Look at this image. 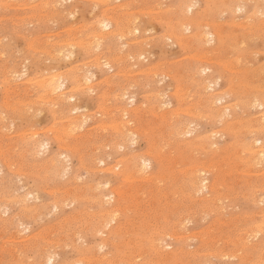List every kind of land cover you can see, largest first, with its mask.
I'll return each instance as SVG.
<instances>
[{"label":"rangeland","instance_id":"374dc122","mask_svg":"<svg viewBox=\"0 0 264 264\" xmlns=\"http://www.w3.org/2000/svg\"><path fill=\"white\" fill-rule=\"evenodd\" d=\"M0 1V264L264 262V0Z\"/></svg>","mask_w":264,"mask_h":264},{"label":"bare ground","instance_id":"6f19581e","mask_svg":"<svg viewBox=\"0 0 264 264\" xmlns=\"http://www.w3.org/2000/svg\"><path fill=\"white\" fill-rule=\"evenodd\" d=\"M100 1H101V0H100ZM0 2H1V1H0ZM4 2H5V1H4ZM14 2H15V1H14ZM17 3H18V2H17ZM185 3H186V2H185ZM192 3H193V2H192ZM4 4H5V3H4ZM13 4H14V3H13ZM18 4H19V3H18ZM164 5H165V4H164ZM185 5H188V6H187V10H189V11L192 10V8H193V7H192V4L189 3V4H185ZM15 6H16V5H15ZM47 6H48V5H47ZM242 6H245V5H242ZM11 7H12V6H11ZM191 7H192V8H191ZM236 8H237V6H236ZM243 8H244V7H242V9H243ZM255 8H256V7H255ZM238 9H239V8H238ZM240 9H241V5H240ZM242 9H241V10H242ZM134 10H135V9H134ZM157 11H158V10H157ZM185 12H186V11H185ZM254 12H255V11H254ZM257 13H258V12H257ZM260 13H261V12H260ZM71 15H72V14H71ZM190 16H191V15H190ZM240 16H242V15H240ZM108 18H109V17H108ZM184 18L186 19L185 15H184ZM111 19H112V18H111ZM220 19H221V18H220ZM182 20H183V19H182ZM182 20H181V21H182ZM193 20H195V19H193ZM183 21H184V20H183ZM186 21H187V20H186ZM186 21H185V22H186ZM112 22H113V21H112ZM178 22H179V21H178ZM188 22H189V25H190V21H188ZM194 22H195V21H194ZM116 23H118V22H116ZM179 23H180V22H179ZM183 23H184V22H183ZM181 24H182V23H181ZM191 24H193V22H192ZM194 24H195V23H194ZM197 24H198V23H197ZM248 24H249V23H248ZM105 25H106V26H105ZM110 25H111V22H110L109 20H107V19H104V20H101V21H100L99 28H101V27H103V28H107L108 26L110 27ZM185 25H186V26H185ZM189 25L184 24L183 27L185 26V28H187V29L189 30V28H190ZM114 26H115V25H114ZM118 26H119V25H118ZM117 28H118V27H117ZM132 28H133V27H132ZM136 28H137V27H136ZM194 28H195V27H194ZM137 29H138V28H137ZM187 29H186V30H187ZM114 30H115V29H114ZM169 30H170V29H169ZM183 30H184V29H183ZM136 31H137V30H136ZM106 32H107V31H106ZM170 32L172 33V31H170ZM170 32H168V33L170 34ZM198 32H199V31H198ZM204 32H205V31H204ZM219 32H220V31H219ZM96 33H97V32H96ZM96 33H94V35H95ZM100 33L102 34V31H101ZM174 33H175V32H174ZM202 33H203V32H202ZM202 33H200V36H199V37H201ZM101 34H100V35H101ZM181 34H183V31H182ZM170 35H171V34H170ZM173 35H174V34H173ZM176 35H177V34H176ZM176 35H175V36H176ZM178 35H179V36H182V35H180V34H178ZM178 35H177L176 38H178ZM183 35H184V34H183ZM196 35H197V34H196ZM207 35H208V34H207ZM217 35H218V34H217ZM98 36H99V34H98ZM101 36H102V35H101ZM165 36H167V35H165ZM175 36H174V37H175ZM203 36H204V35H202V37H203ZM94 37H95V36H94ZM104 37H105V35H104ZM106 37H107V35H106ZM168 37H170V36H168ZM171 37H172V36H171ZM202 37H201V38H202ZM204 37H205V36H204ZM210 37H211V36H210ZM95 38H96V37H95ZM95 38H94V39H95ZM97 38H98V37H97ZM172 38H173V37H172ZM98 39H99V38H98ZM101 39H102L101 37H100V40H97V39H96V41H97L96 44L100 43L99 41H101ZM146 39H147V38H146ZM178 39H179V38H178ZM196 39H198V38L196 37ZM144 40H145V39H144ZM179 40H180V39H179ZM200 40H201V39H200ZM181 41H182V40H181ZM183 41H184V40H183ZM183 41H182V42H183ZM94 42H95V40H94ZM69 44H70V43H69ZM182 44H183V43H182ZM62 45H63V44H62ZM70 45H71V44H70ZM57 46H59V45H57ZM63 46H64V45H63ZM73 46H74V45H73ZM93 46H94V45H93ZM98 46H99V45H98ZM56 48H57V47H56ZM56 48H55V49H56ZM59 49H60V48H59ZM66 49H67V48H66ZM71 49H72V48H71ZM85 50H86V48H85ZM71 51H72V50H71ZM71 51H70V52H71ZM58 52H59V51H58ZM68 52H69V51H68ZM54 53H55V52H54ZM60 53H61V52H60ZM60 53H59V54H60ZM66 53H67V52H66ZM71 53H72V52H71ZM62 54H63V52H62ZM67 54H68V53H67ZM197 54H198V53H197ZM53 55H54V54H53ZM68 56H69V55H68ZM71 56H72V54H71ZM237 57H238V56H237ZM59 58H60V57H59ZM67 58H68V57H67ZM71 58H72V57H71ZM195 58H196V57H195ZM197 58L199 59L200 57L197 56ZM254 59H255V58H254ZM231 60H232V59H231ZM240 61H241V60H240ZM222 62H223V61H222ZM237 64H238V63H237ZM234 65H235V64H234ZM230 66H231V65H230ZM230 66H229V67H230ZM229 67H228V68H229ZM202 68H203V67H202ZM236 68H237V67H236ZM259 68H260V67H259ZM240 69H241V68H240ZM245 69H246V68H245ZM148 70H149V69H148ZM202 70H205V68L202 69ZM231 70H233V69H231ZM235 70H236V69H235ZM256 70H257V69H256ZM16 72H17V71H16ZM23 72H24V71H23ZM197 72H198V71H197ZM26 73H27V72H26ZM24 74H25V73H24ZM129 74H130V73H129ZM47 75H49V74H47ZM22 76H23V74H22ZM45 76H46V75H45ZM58 76H59V75H58ZM60 76H61V75H60ZM77 76H78V75H77ZM92 76L94 77V75H92ZM177 76H178V75H177ZM248 76H249V74H248ZM18 77H19V76H18ZM33 77H34V76H33ZM37 77H38V76H37ZM42 77H44V75L41 76V78H40V77H39V78H36V77L33 78V79H34L33 82H35L36 79H38L37 82L41 79V80H40L41 82L39 81L38 88H40V89L43 90V91H47V92H48V96H49V94L52 95L53 93H55V91H57V90H58L59 88H61L63 85L65 86V84H63V81H60L61 78H60V77H57V74H53V75L51 74L50 76H47L48 78H47V79H44L43 81H42ZM31 78H32V77H31ZM44 78H45V77H44ZM73 78H75V77H73ZM87 78H88V77H87ZM89 78H90V75H89ZM66 80H67V79H66ZM66 80H65V81H66ZM75 80H76V79H75ZM82 80H83V79H82ZM85 80H86V79H85ZM90 80H91V79H90ZM31 81H32V80H31ZM31 81H30V82H31ZM73 81H74V80H73ZM202 81H203V80H202ZM71 82H72V81H71ZM74 82H75V81H74ZM74 82H73V83H74ZM77 82H78V81H77ZM35 83H36V82H35ZM75 83H76V82H75ZM75 83H74V85H75ZM83 83H84V82H83ZM33 84H34V83H33ZM33 84L31 83V85H33ZM71 85H72V84H71ZM33 86H34V88H35V84H34ZM33 86H32V87H33ZM36 86H37V85H36ZM64 86H63V87H64ZM32 87H31V88H32ZM77 87H78V86H77ZM29 88H30V87H29ZM31 88H30V89H31ZM34 88H33V89H34ZM38 88L36 87V89H38ZM80 88H81V87H80ZM86 88H87V87H86ZM72 89H73V88H72ZM89 89H90V87H89ZM89 89H88V90H89ZM122 89H123V88H122ZM205 89H206V88H205ZM28 90H29V89H28ZM62 90H63V88H62ZM81 90H82V89H81ZM186 90H187V89H186ZM37 91L40 93L39 90H37ZM187 92H188V91H187ZM258 92H259V91H258ZM258 92H257V93H258ZM28 93H29V91H28ZM30 93H31V92H30ZM39 93H38V94H39ZM56 93H57V92H56ZM74 94H75V93H74ZM74 94H73V96H74ZM79 94H80V93H79ZM39 95H40V94H39ZM39 95H37V96L40 97ZM41 95H42V93H41ZM51 95H50V96H51ZM65 95H66V94H65ZM69 95H70V94H69ZM250 95H251V94H250ZM48 96L46 97L47 99H48ZM52 96H53V95H52ZM61 96H62V95H61ZM61 96L58 97L57 99H60V98L63 99V98L65 97L64 95H63L64 97H61ZM255 96H256V95H255ZM56 97H57V96H56ZM211 97H212V96H211ZM251 97H252V96H251ZM253 97H254V95H253ZM43 98L45 99V96H44ZM49 98H50V97H49ZM53 98H55V97H53ZM189 98H190V97H189ZM38 99L40 100L41 98H38ZM47 99H46V100H47ZM68 99H69V98H68ZM217 99L219 100L220 97L217 98ZM39 100H38V101H39ZM46 100H45V101H46ZM48 100H51V99H48ZM185 100H186V99H185ZM211 100H212V99H211ZM211 100H210V101H211ZM221 100H222V99H221ZM250 100H251V99H250ZM261 100H262V99H261ZM57 101H58V100H57ZM62 101H64V100H62ZM162 101H163V100H162ZM215 101H216V100H215ZM262 101H264V98H263ZM49 102H50V101H49ZM51 102H53V100H52ZM66 102H67V101H66ZM219 102H220V101H219ZM254 102H255V101H254ZM256 102H257V101H256ZM41 103H42V101H41ZM43 103H44V101H43ZM45 103L49 104L48 102H45ZM53 103H54V102H53ZM57 103H58V102H57ZM60 103H61V102H59V104H60ZM39 104H40V103H39ZM64 104H65V103H64ZM82 104H83V103H82ZM214 104H215V103H214ZM9 105H10V104H9ZM44 105H45V104H44ZM53 105H55V104H53ZM210 105H211V104H210ZM258 105H259V104H258ZM260 105H261V102H260ZM47 106H48V105H47ZM245 106H246V105H245ZM249 106H250V105H249ZM40 107H41V106H40ZM256 107H257V106H256ZM259 107H260V106H259ZM71 108H73V107H71ZM84 108H85V107H84ZM191 109H192V108H191ZM38 110H40V109H38ZM75 110H76V109H75ZM189 110H190V109H189ZM216 110H217V109H216ZM222 110H224V109H222ZM225 110H226V109H225ZM0 111H1V110H0ZM180 111H181V110H180ZM186 111H187V110H186ZM186 111H185V112H186ZM190 111H191V110H190ZM195 111H196V110H195ZM219 111H220V110H219ZM226 111H227V110H226ZM71 112H72V111H71ZM216 112L218 113V110H217ZM262 112H263V111H262ZM123 113H124V112H123ZM169 113H170V112H169ZM191 113H192V112H191ZM196 113H197V112H196ZM224 114H225V113H224ZM40 115H41V114H40ZM83 115H84V114H83ZM52 116H53V115H52ZM123 116H125V115H123ZM0 117H1V115H0ZM199 117H200V116H199ZM263 117H264V116H263ZM1 118H2V117H1ZM75 119H76V118H75ZM187 119H188V118H187ZM262 119H263V118H262ZM124 120H125V119H124ZM262 121H263V120H262ZM67 122H69V121H67ZM83 122H85V121H83ZM126 122H127V121H126ZM129 122H130V121H129ZM117 124H118V123H117ZM71 125H73V124H71ZM81 125H82V124H81ZM115 125H116V124H115ZM186 125L188 126V124H186ZM122 126H124V125H122ZM183 126H184V125H183ZM183 126H182V127H183ZM190 127H191V126H190ZM116 128H117V127H116ZM72 129H73V128H72ZM75 129H76V128H75ZM181 129H182V128H181ZM183 129H185V127H183ZM189 130H191V128H189ZM189 130H186V131H184V132L181 130V132H182L183 134H184V133H187V132L190 133ZM122 131L124 132L125 130L123 129ZM131 131H132V130H131ZM23 132H24V131H23ZM123 132H122V133H123ZM128 132H130V131H127V134H126V135H129ZM230 132H231V131H230ZM61 133H62V132H61ZM176 133H177V132H176ZM189 133H187V134H189ZM62 134H63V133H62ZM33 135H34V134H33ZM59 135H60V134H59ZM177 135H178V134H177ZM165 136H166V135H165ZM59 137H60V136H59ZM113 137H114V136H113ZM202 137H203V136H202ZM202 137H200V138H202ZM194 138H195V137H194ZM200 138H197V139H200ZM204 138H205V137H204ZM125 139H126V136H125ZM131 139H132V138H131ZM202 139H203V138H202ZM242 139H243V138H242ZM30 140H31V139H30ZM36 140H37V139H36ZM189 140H190V139H189ZM193 140H194V139H193ZM191 141H192V140H191ZM195 141L198 142L199 140H198V141L195 140ZM195 141H194V142H195ZM204 141H205V140H204ZM204 141H202V142H204ZM206 141H207V140H206ZM32 142H33V141H32ZM26 143H28V142H25L24 144H26ZM33 143H34V142H33ZM33 143H32V145H33ZM190 143H191V142H190ZM190 143H189V144H190ZM199 143H200V142H199ZM193 144H194V143H193ZM209 144H210V143H209ZM28 145H29V144H28ZM250 146H252V145H250ZM42 147H43V146H42ZM125 147H126V146H125ZM252 147H253V146H252ZM252 147H248V148H251V150H253ZM26 148H27V147H26ZM31 148H32V146H31ZM33 148H34V147H33ZM261 148H262V149H261ZM261 148H260V149H261V150H260V154L262 155V157L259 156V158L257 159V157H255V156H256V153L254 152V155H255V156H254V155H253V156H254V158H255V159H254L255 161H256V159H257L256 162H258V160H260V162H261V161L264 159V145H261ZM27 149L29 150L30 148H27ZM41 149H42V148H41ZM45 149H46V148H45ZM161 149H162V148H161ZM196 149H197V148H196ZM215 150H216V149H215ZM251 150H250V151H251ZM257 150H258V149H257ZM150 151H151V150H150ZM217 151H218V150H217ZM239 151H240V149H239ZM248 151H249V150H248ZM161 152H162V151H161ZM226 152H227V150H226ZM171 153H172V151H171ZM252 153H253V151H252ZM252 153H251V155H252ZM258 153H259V152H258ZM258 153H257V155H259ZM181 154H182V153H181ZM249 154H250V152H249ZM193 155H194V154H193ZM193 155H192V157H193ZM251 155H250V156H251ZM54 156H55V155H54ZM54 156H53V157H54ZM143 156H144V155H143ZM143 156H142V158L139 159V160H140V161H139V164H138V166L140 165V167H139L140 170H139V171H141V170L147 168V167H148V163L150 164L149 160H147L146 158H143ZM215 156H216V155H215ZM136 157H137V156H136ZM230 157H231V156H230ZM242 157H243V156H242ZM260 157L262 158V160L260 159ZM1 158H3V157H1ZM54 158H55V157H54ZM134 158H135V157H134ZM147 158H148V157H147ZM57 159H58V158H57ZM136 159H137V158H136ZM187 159H188V158H187ZM131 160H133V159L131 158ZM131 160H129L128 163H127V164H129V168L133 167V165L136 166V163H137V162H135L136 160H135V161H134V160L131 161ZM175 160H177V159H175ZM250 160H251V161L253 160L252 156H251V159H250ZM254 160H253L252 162H254ZM54 161H57L56 158H55ZM54 161H52V163H53ZM161 161H162V160H161ZM233 161H234V159H233ZM263 161H264V160H263ZM263 161H262V162H263ZM3 162H4V161H3ZM184 162H185V161H184ZM252 162H251V163H252ZM256 162H255V165H256ZM260 162H258V163H260ZM262 162H261V163H262ZM4 163H6V162H4ZM101 163H102V162H101ZM125 163H126V162H125ZM125 163H124V166H125ZM177 163H178V162H177ZM186 163H187V162H186ZM214 163H215V162H214ZM228 163H229V162H228ZM115 164H116V163H115ZM127 164H126V165H127ZM226 164H227V163H226ZM232 164H233V163H232ZM236 164H237V163H236ZM9 165H10V164H9ZM59 165H60V164H59ZM117 165H118V164H117ZM119 165H120V164H119ZM174 165H175V164H174ZM241 165H242V164H241ZM54 166H55V165H54ZM109 166H110V165H109ZM221 166H222V165H221ZM10 167H11V166H10ZM56 167H57V166H56ZM126 167H128V166H126ZM225 167H226V166H225ZM63 168H64V167H63ZM113 168H114V167H113ZM118 168H119V166H118ZM122 168H123V167H122ZM133 168H134V167H133ZM171 168H172V167H171ZM210 168H211V167H210ZM237 168H238V167H237ZM250 168H251V167H250ZM252 168H253V167H252ZM107 169H108V168H107ZM120 169H121V167H120ZM147 169H148V168H147ZM196 169H197V168H196ZM0 170H1V169H0ZM59 170H61V169H59ZM122 170H123L122 173H124L125 171H129V169H128V170H127V169L125 170V168L122 169ZM135 170H136V169H135ZM137 170H138V168H137ZM137 170H136V171H137ZM194 170H195V169H194ZM224 170H225V169H224ZM263 170H264V169H263ZM66 171H68V170H66ZM110 171H111V170H110ZM114 171H115V170H114ZM130 171H131V170H130ZM198 171H199V170H198ZM198 171H197V173H198ZM200 171H203V170H200ZM219 171H220V170H219ZM226 171H227V170H226ZM240 171H241V170H240ZM246 171H247V170H246ZM249 171H250V170H249ZM259 171H260V170H259ZM120 172H121V171H120ZM131 172H132V171H131ZM133 172H135V171H133ZM133 172H132V173H133ZM241 172H242V171H241ZM136 173H137V172H136ZM143 173H144V171H143ZM226 173H227V172H226ZM242 173H243V172H242ZM250 173H253V172H250ZM258 173H260V172H258ZM133 174H135V173H133ZM145 174H146V172H145ZM125 175H126V174H125ZM197 175H198V178H200L199 174H196V176L194 175L193 177H197ZM227 175H228V174H227ZM257 175H258V174H257ZM123 176H124V175H123ZM127 176H128V175H127ZM145 176H146V175H145ZM230 176H231V175H230ZM120 177H121V176H120ZM143 177H144V176H143ZM193 177H192V178H193ZM123 178L125 179V176H124ZM144 178H145V177H144ZM146 178H148V174H147ZM150 178H151V177H149L148 179H150ZM192 178H191V179H192ZM198 178H196V179L193 178V180L190 181V182H193L192 184L194 185V187L196 186V187L201 188V187H203V186H202V184H200V183L204 182L205 179H204L202 182H200V180H198ZM251 178H252V177H251ZM126 179H127V178H126ZM151 179H152V178H151ZM201 179H202V178H201ZM157 180H158V179H157ZM222 181H223V180H222ZM132 182H133V181H132ZM161 182H162V181H161ZM250 182H251V181H250ZM108 183H109V182H108ZM108 183H107L106 185H109ZM218 183H219V182H218ZM98 185H99V184H98ZM197 185H198V186H197ZM204 185H205L206 188H207L209 184L207 185V184H205V182H204ZM220 186H221V185H220ZM196 187H195V190H196ZM128 188H129V187H128ZM191 188H192V187H191ZM119 189H120V188H119ZM193 190H194V189H193ZM216 190H217V189H216ZM83 191H84V190H83ZM115 191H116V190H115ZM218 191H219V190H218ZM89 192H90V191H89ZM116 192H117V191H116ZM130 192H131V191H130ZM227 192H228V191H227ZM74 193H75V192H74ZM223 193H224V192H223ZM223 193H222V194H223ZM176 194H177V193H176ZM27 195H28V194H27ZM94 195H95V194H94ZM227 195H228V193H227ZM105 197H106V196H105ZM139 197H140V196H139ZM227 197H228V196H227ZM107 198H108V197H107ZM107 198H106V199H107ZM2 199H3V198H2ZM112 199H113V195H112ZM112 199H110V200H112ZM63 200H64V199H63ZM100 200H101V199H100ZM107 200H108V199H107ZM6 201H7V200H6ZM108 201H109V200H108ZM14 202H15V201H14ZM23 202H25V201H23ZM54 202H55V201H54ZM60 202H61V201H60ZM254 202H255V201H254ZM219 203H220V202H219ZM105 204H106V203H105ZM184 204H185V203H184ZM0 205H1V204H0ZM26 206H27V205H26ZM55 206H56V205H55ZM0 207H1V206H0ZM116 207H117V206H116ZM224 207H225V206H224ZM106 208L109 209L108 207H106ZM117 208H118V207H117ZM127 208H128V207H127ZM107 209H106V210H107ZM110 209H111V208H110ZM128 209H129V208H128ZM46 210H47V209H46ZM46 210H45V211H46ZM111 210H112V211H115V210H117V209L115 208V210H113V209H111ZM209 210H210V209H209ZM215 210H216V209H215ZM225 210H226V209H225ZM108 211H110V210H108ZM263 211H264V210H263ZM211 212H212V211H211ZM88 213H89V212H88ZM111 213H112V216H110ZM111 213L108 214V215L110 216V217L108 218L109 220L106 218V219L108 220L107 223H106V226H107V225H112V222L116 220V217H115L116 212H111ZM84 214H85V213H84ZM97 215H98V214H97ZM108 215H107V216H108ZM116 216H117V215H116ZM235 217H237V216H235ZM262 217H263V216H262ZM4 218H5V217H4ZM202 220H203V219H202ZM94 222H95V221H94ZM105 222H106V221H105ZM261 222H262V220H261ZM125 223H126V222H125ZM259 223H260V222H259ZM263 223H264V221H263ZM102 224H103V225H100L101 227L105 226V225H104V224H105L104 221H103ZM215 225H216V224H215ZM86 226H87V225H86ZM100 226L97 227V230H98V228H100ZM106 226H105V227H106ZM260 226H263V224H261V225L258 226L259 229H261ZM263 227H264V226H263ZM252 228H253V226H252ZM48 229H49V228H48ZM259 229H258V230H259ZM250 230H251V229H250ZM254 230H255V229H254ZM261 230H262V232H263L264 229H261ZM256 231H257V230H256ZM256 231H255V233H256ZM101 232H102V231H101ZM257 232H258V231H257ZM259 232H260V231H259ZM259 232H258V233H259ZM104 233H105V232H104ZM252 233H253V232H252ZM145 235H146V234H145ZM185 235H186V234H185ZM255 235H256V234H255ZM149 236H150V234H149ZM179 236H180V235H179ZM22 237H23V236H22ZM131 237H132V236H131ZM11 239H13V238H11ZM262 239H264V238H261V241H262ZM53 241H54V240H53ZM69 241H70V240H69ZM150 241H151V240H150ZM248 241H249V240H248ZM263 241H264V240H263ZM58 242H59V241H58ZM258 242H259V240H258ZM156 243H158V242H156ZM254 243H255V242H254ZM259 243H260V242H259ZM158 244H159V243H158ZM158 244H157V246H156V244H155V246L158 247ZM245 244H246V243H245ZM255 244H256V243H255ZM263 244H264V243H263ZM180 245H181V244H180ZM250 245H252V244H249V246H250ZM258 245H259V244H258ZM260 245H261V244H260ZM256 246H257V244H256ZM262 246H264V245H262ZM262 246H261V247H262ZM159 247H160V246H159ZM163 247H164V246H163ZM168 247H169V246H168ZM42 248H43V247H42ZM61 248H62V247H61ZM15 249H16V248H15ZM51 249H52V248H51ZM57 249H58V248H57ZM180 249H181V248H180ZM21 250H22V249H21ZM155 250H156V249H155ZM160 250H161V249H160ZM175 250H176V249H175ZM175 250H174V251H175ZM185 250H186V249H185ZM50 251H51V250H50ZM161 251H162V250H161ZM174 251H173V252H174ZM55 252H56V251H55ZM125 252H126V251H125ZM133 252H134V251H133ZM157 253L159 254V252H157ZM164 253H165V252H164ZM164 253H163V254H164ZM166 253H167V252H166ZM166 253H165V254H166ZM171 253H172V252H171ZM175 253H176V252H175ZM46 254H47V253H46ZM46 254H45V255H46ZM48 254H49V253H48ZM163 254H162V256H163ZM167 254H168V255H167L166 257H169V254H170V253L168 252ZM176 254H178V253H176ZM171 255H172V254H171ZM175 256H176V255H175ZM57 257H58V256H57ZM164 257H165V256H164ZM166 257H165L164 259H166ZM48 258H49V260H48V262H49L51 259H50L49 256H48ZM51 258H52V257H51ZM53 258H54V257H53ZM135 258H136V257H135ZM170 258H171V257H170ZM170 258H169V259H170ZM263 258H264V257H263ZM56 259H57V258H56ZM159 259H160V258H159ZM172 259H173V258H172ZM89 261H91V259H90ZM89 261H88V262H89ZM116 261H117V260H116ZM125 261H126V260H125ZM128 261H129V260H128ZM50 262H51V261H50ZM52 262H53V261H52ZM82 262H83V261H82ZM82 262H81V264H82ZM114 262H115V261H114ZM130 262H131V261H130ZM156 262H157V261H156ZM41 263H42V262H41ZM76 263H77V261H76ZM92 263H93V262H92ZM157 263H158V262H157ZM157 263H155V264H157ZM159 263H160V262H159ZM159 263H158V264H159ZM260 263H261V262H260ZM263 263H264V262H262V264H263ZM78 264H79V263H78ZM93 264H94V263H93ZM118 264H119V263H118ZM124 264H126V263H124ZM127 264H128V263H127ZM133 264H134V263H133ZM143 264H144V263H143ZM160 264H161V263H160Z\"/></svg>","mask_w":264,"mask_h":264},{"label":"snow or ice","instance_id":"6c2138e0","mask_svg":"<svg viewBox=\"0 0 264 264\" xmlns=\"http://www.w3.org/2000/svg\"><path fill=\"white\" fill-rule=\"evenodd\" d=\"M106 26V25H105Z\"/></svg>","mask_w":264,"mask_h":264}]
</instances>
